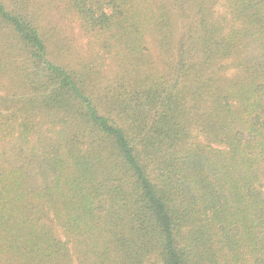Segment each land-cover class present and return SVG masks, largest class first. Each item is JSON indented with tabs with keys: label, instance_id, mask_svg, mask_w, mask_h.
I'll return each instance as SVG.
<instances>
[{
	"label": "trees",
	"instance_id": "obj_1",
	"mask_svg": "<svg viewBox=\"0 0 264 264\" xmlns=\"http://www.w3.org/2000/svg\"><path fill=\"white\" fill-rule=\"evenodd\" d=\"M0 264H264V0H0Z\"/></svg>",
	"mask_w": 264,
	"mask_h": 264
},
{
	"label": "rangeland",
	"instance_id": "obj_2",
	"mask_svg": "<svg viewBox=\"0 0 264 264\" xmlns=\"http://www.w3.org/2000/svg\"><path fill=\"white\" fill-rule=\"evenodd\" d=\"M72 35H75V34H72ZM76 36V35H75ZM81 42V41H80ZM71 43H74L73 41H71ZM78 48H82L79 44L76 45Z\"/></svg>",
	"mask_w": 264,
	"mask_h": 264
}]
</instances>
